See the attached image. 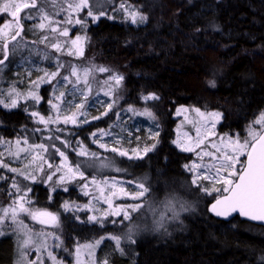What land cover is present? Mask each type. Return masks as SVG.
<instances>
[{"label": "trees", "instance_id": "trees-1", "mask_svg": "<svg viewBox=\"0 0 264 264\" xmlns=\"http://www.w3.org/2000/svg\"><path fill=\"white\" fill-rule=\"evenodd\" d=\"M122 1L135 6L146 19L138 25L107 16L88 21L84 61L118 73L123 81L107 114L74 128L73 139L130 173L108 175H137L149 188L167 183L169 191H150L143 198L145 202L159 204L161 199L177 194L194 209L181 217V225L179 220L170 229L141 230L135 243L121 248L123 254L120 250L111 253L108 264H264L263 226L238 215L230 219L214 216L209 202L218 194L206 195L198 186L193 187L191 172L185 167L190 166L193 154L179 150L174 143V114L179 106L219 111L217 128L229 135L247 132L264 113V0ZM11 57L9 54L4 64H10ZM8 75L6 70L4 82ZM210 81L215 82L214 87ZM48 88L46 84L39 89L40 113ZM150 93L159 99L145 100ZM130 107L139 113L151 111L155 119L146 117L157 124L159 135L151 144L155 148L124 163L94 146L89 136L107 128L120 110ZM35 126L24 106H0V140L30 135L38 138ZM68 157L77 164L74 152L69 150ZM83 179L72 181L67 191L52 192L43 179L30 186L26 207L58 214L56 236L64 253H72L82 242L117 236L121 230L118 223L122 217L115 218V223L110 218L96 223L78 209L86 201L78 190ZM12 183V178L0 180V204L18 197ZM65 203L72 209L62 211ZM14 253L15 245L0 239V264H13Z\"/></svg>", "mask_w": 264, "mask_h": 264}, {"label": "rangeland", "instance_id": "rangeland-1", "mask_svg": "<svg viewBox=\"0 0 264 264\" xmlns=\"http://www.w3.org/2000/svg\"><path fill=\"white\" fill-rule=\"evenodd\" d=\"M3 2L4 0H0V4H3ZM95 4L96 0H90V6H92L94 14H98L99 11L103 10L106 12L105 16L109 19L123 20L134 25L144 22H132L128 13L139 11L135 6L125 1L100 0L99 6H94ZM121 4L124 5L123 9L121 8ZM38 7L47 11L53 21L60 23V31H63V28L65 27L68 28L69 35L68 37H63L59 36L58 33H52L49 28L56 27V24H52L41 30L38 27H35L39 24V19L26 20L23 19L25 13L23 12L21 14L22 22L25 25V33L18 37L17 41L9 43V54H12L10 64L6 63L0 65V101H3V103H0V106L7 109L13 108L5 107V104H10L11 99L15 98L18 101L17 105L24 106L31 114L33 112H38L40 116L45 117V119L51 116L53 120L59 115L60 121L58 123H49L48 125H45L40 122L39 116H33L36 123L35 130L38 134V138L34 135L24 137L19 139L21 141L19 145L16 144L18 139L0 140V175L4 174V178H12L13 182L15 181L20 188V192H16L18 197L27 192V199L30 193V191L27 190L30 189L31 184L41 179H43L45 183L49 182L50 190L52 192L58 189H66L72 181L81 178L79 174H76L72 178L66 176L68 168L75 169L76 165H79L80 171L84 173V179L79 185L78 190L86 201L78 207V209L84 210L88 218L95 215L103 219L110 218V220L113 221L118 216L110 214L107 217H104V213H111L117 206L127 207L128 205L143 201L145 207L138 212L131 213V220L124 221L123 223H121L122 219L119 220L118 224L121 226V230L117 236L122 237L120 249L124 248L125 245L129 246L132 244L125 239L129 229L133 230L131 234L135 240L136 236L143 229L145 231L141 233L147 232L150 228L157 230L161 214L166 213L167 217L173 215V210L166 206L168 201L172 198H175V201L182 203L187 211L193 210L194 207L191 206L187 200L177 194L161 199L159 204L158 202H145L143 198L140 200L133 199V195L139 190L137 185L141 183V178L137 175H135L134 178L133 176L128 178L126 176L108 175L110 172L119 174L126 172L125 175H130V173L124 169L123 165L108 160L102 155H98L94 150L85 149L73 139L74 128L82 127L84 124L96 120L93 119V117L100 118L105 116V114H102L107 112L108 104H111L114 92L117 88L111 84H106L105 82L109 80L110 75L118 73L104 66L87 63L83 59L84 48L87 42V23L88 21H96L92 17L87 16V10L78 13L73 12L71 17H69L66 11L61 10L62 8H66L65 0H55V3H53V0H38ZM125 9H127V12ZM28 14L34 17H38L39 15L36 9L31 10ZM0 16H3V19H0V25L10 19V16L2 13H0ZM69 18L72 20L71 24L67 23ZM76 19L82 20L84 25L76 24ZM45 23L46 25L48 24L47 21H45ZM77 36L83 38L81 41L83 55H69V49L75 51V49L72 48L70 41ZM44 37H48V39L42 43L41 41ZM57 42L62 45L60 51L51 47V44ZM0 48H2V43H0ZM0 54H2V51H0ZM58 64H63L64 67L59 69V75L53 79L51 83H41L38 89L32 86L31 82L38 81L41 77L45 76V73L50 74L57 71ZM73 67L77 69V72L81 77V83L78 85L75 84V77H70L72 83H66L62 80V77L70 76ZM99 67L106 68L109 71H95V69ZM86 68L93 69L89 76L90 91L83 83V70ZM6 70H8L10 75H8L9 77L6 78L4 82V72H6ZM2 82L4 83L2 84ZM46 84H49L46 93L47 101L44 103L43 112L40 113L38 108L42 99L39 103H36L31 97H28L27 99H25V97L30 91L36 92L37 95H39V89ZM13 89L19 93L18 96L11 95ZM81 90L87 92L86 101L81 94ZM60 92H65V96L62 101H57L55 96H58ZM106 92H111V94L105 95ZM50 100L52 101V104L59 105V112L52 107V104L49 103ZM81 103H84L85 105L83 115H80V110L75 107V105ZM128 109L129 108H124L120 110L110 125L107 128L102 129L104 133L109 134L101 135V130H98L93 133L95 135L90 134L89 136V140L94 146L101 151L110 152V154L115 155V157L124 161V163L131 158H135L133 153L134 149L140 151L142 156V150L145 147H151L153 138L158 132L157 124L154 121L146 116L134 114L132 111H128ZM196 109H199V113L195 111ZM213 112L219 111H207L193 106H179L176 109L174 114V117L176 118L174 143L181 151H185L184 148L186 147L195 148V151H185L193 154L190 166L193 164L211 165L214 163L210 157L203 156V153H216V149L213 148L212 145L215 144L222 148L223 145L221 143V138H225L226 140V138L230 136L235 139L236 136L239 135L241 141H243L248 137L249 130L245 133H235L234 135L219 131L217 125L220 123L221 117L218 120L209 117L208 114ZM73 113L77 114V123L72 124L69 122L64 124V118L66 116H71ZM200 113H203L204 115L201 116ZM85 120L87 122H84ZM213 124L215 125L214 127ZM252 128L256 131H261L260 125L252 126ZM37 129H39V131H37ZM197 129H199L200 139L203 140L200 147H196ZM31 133L32 132H29V134ZM56 137H59V139H56ZM25 140L27 143H24ZM65 141L67 143H64ZM101 144H104L107 147L101 148ZM34 145L36 147H33ZM40 145H43L44 148H40ZM52 145H55V148H53ZM20 148H23L25 151L20 152L18 156L14 155ZM113 148H116L119 151H127L128 156L119 155V152L112 151ZM56 149H59L60 152L64 153V156L67 157L66 161L64 160V157L59 155V152H57ZM82 149L87 151L89 155H79V152ZM69 150L74 152V160L77 162L76 165L72 164L73 161L68 157ZM91 153L96 154L95 158L92 157ZM197 153L200 155H197ZM216 154L219 155V153ZM201 156H203V159H201ZM244 159L245 156H242L241 160L244 161ZM5 164L8 165V167L2 166ZM50 164L52 165L51 168H49ZM57 166L61 168V171H56ZM10 168H15L18 171L12 172L9 170ZM204 172H206V169L204 168H201L199 172L192 171L191 181L198 174ZM21 173H23V175H21ZM31 175H35L36 179L32 180L27 178ZM49 175L52 176L51 180H48ZM61 176H65L63 182H61ZM94 180L97 183H93ZM161 183L151 185L150 191L163 193L170 190L166 182L162 181ZM113 184H115V187H113ZM85 185H87V187H85ZM195 186L197 185L193 184V187ZM213 186L212 181L203 180L201 178L198 188L200 191L204 192V188H208L209 191H211ZM215 186L219 187L220 185L216 184ZM101 189H103V192H101ZM120 189H124L127 195L122 194ZM85 193H87V195H85ZM113 193H115V195H113ZM214 193L215 192H212L211 194ZM18 197L10 201V203L0 204V215L4 214L5 209H9L10 216V208L16 206L14 205V201H16ZM107 199H111L112 208H109V205L106 202ZM179 203H177L175 208V211L179 212V219H165L164 224L166 228L176 226L178 224L177 221H179L187 212L180 210ZM149 205L154 211L150 210ZM69 208L72 209L71 206H69ZM61 210L66 211L65 208H62ZM51 213L55 214L54 212ZM55 215L57 216L58 214ZM18 218L19 220H22L27 227L19 234L14 233L13 229L16 228L17 225H13L11 220L8 219L3 228V231L6 234L0 236V239H7L15 245L14 256H16H13L12 258L13 264H30V262L36 261L37 257L42 258L43 264H103L105 260L108 264L111 253L114 250H120L117 248L116 242L110 238L113 235H106L102 236L104 238L102 240V237H100L93 241L79 243L75 246L72 253H64L60 239H57L56 236L57 223L41 224L37 220H33L26 213H20ZM182 223L183 220H180L179 224L181 225ZM25 233L31 236L32 244L27 248L22 249L21 245L23 244L24 239L27 238ZM96 241H100L99 245H96ZM44 245H47V247H44ZM57 245H59V247H57ZM89 245L92 247H88ZM78 247L80 248L79 258L77 257L76 252ZM37 248L40 249L39 252H37ZM48 252H52L53 256L56 257L55 262L48 257Z\"/></svg>", "mask_w": 264, "mask_h": 264}, {"label": "snow or ice", "instance_id": "snow-or-ice-1", "mask_svg": "<svg viewBox=\"0 0 264 264\" xmlns=\"http://www.w3.org/2000/svg\"><path fill=\"white\" fill-rule=\"evenodd\" d=\"M53 3H55V0H53ZM66 8H62V11H66L68 13V16L71 17V14L73 12H81L83 10H87V16L92 17L94 20L99 19L102 16L106 15V12L101 10L98 12V14H94L92 10V6H90V0H65ZM100 0H96V4L94 6H99ZM121 8H124V5L121 4ZM36 9L39 13L38 17H34L28 12L31 10ZM127 12V9H125ZM24 12L25 15L23 19L26 20H34L39 19V24L35 27H38L39 29L43 30L46 27H49L52 24H56V27H50L49 30L52 33H58L59 36L68 37L69 31L68 28H63V31H60V23L57 21H53L51 17L48 15L47 11H45L43 8L38 7V0H4L3 4H0V13L4 15L10 16V19L6 20L2 25H0V43H2V48H0V51H2L3 59H0V65H3L4 62L9 57V43L17 41V38L21 36L22 32L24 31V26L21 22L22 17L21 13ZM133 23L136 22H143L146 17L139 12H131L128 13ZM0 19H3V16H0ZM45 21L48 22L46 25ZM67 23L71 24L72 20L69 18L67 20ZM76 24L84 25V22L80 19L75 20ZM10 37V40H9ZM48 37H44L42 39V43L46 41ZM82 37L77 36L75 39H72L70 41L71 46L75 51L72 49H69L68 54L69 55H83V48L81 46ZM51 47L56 49L57 51L61 50L62 45L57 42L51 44ZM64 67L63 64H58L57 71L52 73H45L44 77H41L38 81H32V86L34 88H39L41 83H51L53 79H55L59 75V69ZM93 69H84L83 70V83L86 87H88V90L90 91L89 86V76L91 75ZM95 71L98 72H107L109 71L106 68L99 67L95 69ZM70 77H75V84L81 83V77L77 72V69L75 67L72 68V71L70 73V76L62 77V80L66 83H72V80ZM123 81V76L118 74L110 75L109 80L106 81V84H111L115 87H119L121 82ZM210 84L214 87L215 82L210 81ZM81 94L84 96L85 101L87 100V92L84 90H81ZM111 92H106L105 95H110ZM12 96H18L19 93L16 92L15 89L12 90L11 93ZM65 96V92H60L58 96H55V99L57 101H62L63 97ZM28 97H31L36 103H39L42 99L39 95H37L36 92L30 91L28 95L25 97L27 99ZM145 100H156L159 99L155 95V93H150L148 96L144 97ZM0 103H3V101H0ZM17 99L13 98L11 99L10 104H5V107H16L17 106ZM50 104H52V101H49ZM52 107L59 112V105L58 104H52ZM77 109L80 110V115H83V109L85 107L84 103H81L79 105H75ZM113 107L112 104H108V109L110 110ZM128 111H132L134 114L147 116L149 118L155 119L153 116V113L149 111L148 109H145L143 112L136 113L134 109L131 107L128 109ZM199 113V109L195 110ZM107 114L106 112L102 115ZM179 114V110H178ZM201 116H203V113H200ZM32 116L37 117L39 116V120L41 123L48 125L49 123H58L60 121L59 115L56 116V119L53 120L51 116H49L47 119L45 117L40 116L38 112H33ZM209 117L219 119L221 117V113L219 112H213L208 114ZM93 119H99V117H93ZM76 124L77 123V114L73 113L71 116H66L63 120L64 124L67 123ZM84 122H87L86 120ZM254 124L261 126V131H256L251 126L249 127L248 137L245 138L243 141H241L239 135L236 136L235 139L232 137L221 138V143L223 147H218L217 145L213 144L212 147L216 149V153H219L217 155L216 153L212 152H204L203 156H208L211 158L214 163L211 165H198L193 164L191 166L185 165V167L190 171H197L201 168L206 169V172L198 174L194 179L192 180V183L194 185L199 186V181L202 178L203 180H209L213 182V187L211 191H209L208 188H204L203 191L211 195L212 192H215L218 194V197L215 199V203L211 206V211L214 212L217 216H229L233 212H238L240 215L249 217L252 220H259L264 221V113H261L260 117L254 121ZM215 125L213 124V127ZM39 131V129H37ZM109 134L104 133L103 130H101V135ZM95 135V134H93ZM158 136L159 133H156ZM56 139H59V137H56ZM118 142V141H117ZM21 141L18 139L16 141V144L19 145ZM24 143H27L25 140ZM64 143H67L66 141ZM203 143V140L199 137V129H197V142L196 147H200V144ZM33 147H36L35 145ZM40 148H44L43 145L39 146ZM53 148H55V145H52ZM101 148H106L107 146L104 144L100 145ZM183 147V146H182ZM153 148H155V144L152 145L151 148L145 147L142 152L143 154H147L149 151H151ZM185 151H195V148L192 147H186L184 148ZM25 151L23 148H20L18 152H16L14 155L18 156L20 152ZM57 152H59V155L61 157H64V160H67V157L64 156L63 152H60L59 149H56ZM112 151L119 152V155L121 156H128L127 151H119L116 148H113ZM135 158H141V153L138 150H133ZM79 155L81 156H88L89 153L85 150H81L79 152ZM92 157L95 158L96 154L91 153ZM197 155H200L197 153ZM203 156H201V159H203ZM246 156V161H242L241 157ZM131 158V157H130ZM3 167H8V165H2ZM107 166V165H102ZM52 165H49V168H51ZM12 172H17L18 170L15 168L9 169ZM56 171H61V168L57 166ZM76 174H79L81 177H83L84 173L80 171V166L76 165L75 169L68 168V171L66 173V176L69 178L74 177ZM23 175V173H21ZM54 175V174H53ZM27 178H30L32 180H35V175H31ZM0 179H4V177H0ZM52 176H48V180H51ZM61 182L65 180V176H61ZM93 183H97L95 180ZM219 184V187H216L215 185ZM13 188L16 189L17 192H20V188L18 185L13 182L12 185ZM87 187V185H85ZM113 187H115V184H113ZM137 188L139 189L138 192H136L133 195V199L140 200L141 198L146 197L147 194L150 193V188L145 186V183H139L137 185ZM27 191H31V189H28ZM67 191V189H65ZM101 192H103V189H101ZM120 192L124 195H127V193L124 191V189H120ZM87 195V193H85ZM115 195V193H113ZM27 192L24 193V195H21L18 197L16 201H14V205L10 208V216H9V209L4 210V214L0 215V236H4L6 233L3 231V228L5 226V222L10 219L13 225H17L16 228L13 229L14 233L19 234L21 231H23L27 226L24 225L22 220H19V214L20 213H26L28 216H30L33 220H37L41 224H48V223H57L58 217L46 210H32L29 207H26L25 204L29 203L26 200ZM106 202L109 205V208H112V201L111 199H107ZM179 203L178 201H175V198H172L168 201V204L166 206L170 207L173 210V215L171 217H167V214H161V219L158 222V228H164V220L165 219H179V212L175 211L176 205ZM69 205L65 203L64 208L65 210H68ZM88 207V206H85ZM145 207V203L142 201L140 203H135L128 205L127 207L123 206H117L115 207L111 213H104V217H107L108 215H114V216H122L121 223L124 221L131 220V213L138 212L142 208ZM150 210L154 211V209H151V206L149 205ZM179 208L181 211H187V209L184 207L182 203H179ZM89 221H94L96 223H102L103 218L97 217L95 215L90 216ZM115 223V221H113ZM132 229H129L128 234H126L125 239L129 243H135V240L132 237ZM25 236L27 237L24 239L23 244L21 245V248H27L29 245L32 244L31 236L25 233ZM112 240L116 242V246L118 249H120L121 239L120 236H111ZM57 239H59L57 237ZM104 239L103 237L101 240ZM100 241H96V245H99ZM44 247H47V245H44ZM59 247V245H57ZM88 247H92L89 245ZM40 249L37 248V252H39ZM121 253L123 254V249H120ZM77 257L79 258L80 248L78 247L76 249ZM26 255V253H25ZM48 257L51 258L54 262L56 261V257L53 256L52 252H48ZM30 264H43V260L41 257H37L36 261L30 262ZM103 264H107V261L105 260Z\"/></svg>", "mask_w": 264, "mask_h": 264}, {"label": "water", "instance_id": "water-1", "mask_svg": "<svg viewBox=\"0 0 264 264\" xmlns=\"http://www.w3.org/2000/svg\"><path fill=\"white\" fill-rule=\"evenodd\" d=\"M21 22H22V21H21ZM22 24H23V23H22ZM23 26H24V25H23ZM9 40H10V37H9ZM8 51H9V49H8ZM0 59H3V56H2ZM244 161H246V156H245ZM217 197H218V196H216V197L211 201V203H210V209H211L212 204L215 203V199H216ZM211 212H212V211H211ZM212 214H213L214 216L218 217V218H221V219H230V218H232L233 216L238 215V216L241 217V218L247 219V220H249V221H251V222H253V223H256V224H258V225H261V226H263V228H264V221L252 220V219H250L249 217H245V216L240 215L238 212H233L231 215L226 216V217H225V216H217L214 212H212Z\"/></svg>", "mask_w": 264, "mask_h": 264}, {"label": "bare ground", "instance_id": "bare-ground-1", "mask_svg": "<svg viewBox=\"0 0 264 264\" xmlns=\"http://www.w3.org/2000/svg\"><path fill=\"white\" fill-rule=\"evenodd\" d=\"M208 8V7H207ZM206 12V11H205Z\"/></svg>", "mask_w": 264, "mask_h": 264}]
</instances>
